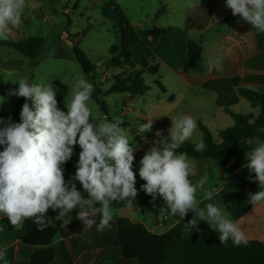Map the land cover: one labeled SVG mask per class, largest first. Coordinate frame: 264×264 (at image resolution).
Segmentation results:
<instances>
[{
    "label": "clouds",
    "instance_id": "1",
    "mask_svg": "<svg viewBox=\"0 0 264 264\" xmlns=\"http://www.w3.org/2000/svg\"><path fill=\"white\" fill-rule=\"evenodd\" d=\"M25 5L26 0H0V37L21 26ZM225 7L234 17L264 33V0H226ZM222 27L231 31L226 24ZM213 69L222 70L219 58L209 62V70ZM11 83L18 87L9 95L24 98L19 122L11 116H0V214L12 225L31 218L43 230L53 223L49 210L56 213V220L75 210L84 229L95 226L104 231L113 219V202L131 207L142 190L152 197V202L161 198V209L179 220L191 212L192 218L184 223L186 232L200 231L199 222L204 221L218 233L220 244L231 240L234 246L247 245L245 232L229 218L228 206L221 202L199 206L198 191H203L206 201L214 200V192L204 187L206 177L195 184L189 179L190 157L178 151L198 127L194 117L171 119L167 137L163 130L155 132L160 139L151 142L139 161L138 175L145 183L138 190L134 171L137 147L125 135L122 119H106L103 123L90 119L87 101L95 91L92 83L83 78L77 80L65 98L66 112L58 106L57 89L52 83H37L27 76ZM154 123L150 118L139 125L143 138L152 131ZM244 143L256 145L250 153L245 152L249 180L256 182L259 189L248 194L247 203L255 210L264 202V140L249 137ZM76 145L81 149L76 170L65 179L64 165L71 160ZM205 148L201 141L194 150L203 152Z\"/></svg>",
    "mask_w": 264,
    "mask_h": 264
},
{
    "label": "crops",
    "instance_id": "2",
    "mask_svg": "<svg viewBox=\"0 0 264 264\" xmlns=\"http://www.w3.org/2000/svg\"><path fill=\"white\" fill-rule=\"evenodd\" d=\"M37 2L40 11L34 10L33 18L36 21L40 19L41 12L46 13V19L48 10L45 0ZM225 2L226 0H75L72 4L76 10L80 5L87 4L103 9V14L109 12L111 18L119 25L121 44L125 41L128 45L134 65L138 67L141 62L149 60L158 66V73L153 78H150L148 73L143 76L144 82L150 86L146 94L125 93L122 113H134L143 123L150 118L155 121L152 131L144 134L146 139L140 133L139 138L132 142L133 146L137 147L135 157L145 153L152 146L153 140L160 139L155 136L157 130H163V134L168 131L171 119L190 115L196 119L197 124L202 123L213 136L221 139L219 131L234 125L227 109L238 114L258 113V109L252 107L250 102L239 94L238 89L247 88L264 94V33L251 28L250 24L238 16L234 17L231 10L225 7ZM64 12H69V9ZM24 16L26 15L23 14L21 23L25 22ZM111 18L108 17L110 20ZM69 20L71 22V19ZM224 24L228 25L231 31H225L222 27ZM156 28L163 31L154 40L151 31ZM78 34L79 32L70 34V37ZM18 35L16 39L21 40ZM66 36L61 35L60 38L64 40ZM189 40L196 41L201 46V62L197 67H192L186 62ZM217 58L221 61L222 70L210 71L209 62H215ZM102 63L104 65L106 62L98 61L96 71L101 75L99 84L105 91L113 84V78H110L111 70L116 71L115 75L118 70L99 67ZM156 82L164 87V92ZM135 103L139 104V108L144 105L148 108L146 111L134 109ZM149 103H153L155 107ZM187 141H203L199 126ZM255 146L239 150L229 164L223 167L218 166L214 160L213 163L211 159L193 158L194 164L201 171L208 169L212 172L209 175L211 180H208L204 187L212 190L214 195H219L226 182L234 178L247 193L258 191V184L249 180L250 174L245 166V152L250 153ZM197 172L196 170L191 173V181ZM214 172L219 176V181L214 180ZM80 188L83 191L82 187ZM84 195L87 198V193ZM228 198L232 201L227 206L234 202L235 195ZM198 201L202 204L201 208L209 203L203 200V196L198 198ZM96 206L99 207V204ZM162 214L165 219L171 216L164 212ZM123 218L142 223L156 234L169 231L180 221L178 218L165 224L157 219L142 222L128 216ZM116 219L118 218L112 220ZM74 220L75 210L74 213L58 220L53 219V223L65 225ZM232 220L237 222V226L245 232L248 240L264 242V202L259 203L255 210L252 206L239 219L232 216ZM23 223L24 221L12 225L5 215L0 214V264H14ZM60 239L61 236L57 235L54 242L57 243Z\"/></svg>",
    "mask_w": 264,
    "mask_h": 264
},
{
    "label": "trees",
    "instance_id": "3",
    "mask_svg": "<svg viewBox=\"0 0 264 264\" xmlns=\"http://www.w3.org/2000/svg\"><path fill=\"white\" fill-rule=\"evenodd\" d=\"M161 29L151 31L154 40L162 33ZM124 37L126 33L123 28ZM44 39L30 36L25 41H10L8 44L25 57H35L39 54ZM113 58L104 63L106 69L116 68L118 73L113 76V84L105 91L96 82V67L87 55L74 45L72 57L79 63L84 72L90 76L95 91L91 97L106 112V104L101 98L111 93H131L144 95L150 86L144 82V74L155 75L158 66L146 60L134 65L131 51L125 41L120 47L111 46ZM186 62L192 67L201 62V46L196 41L189 40L187 44ZM162 92L164 87L156 82ZM239 94L245 97L258 113L238 114L227 109L234 125L219 131L221 142H216L211 131L202 123L198 126L203 135L206 148L203 152L194 150L195 144L186 141L179 152H186L189 157L196 159H211L220 167L226 166L233 156L247 147L244 141L249 137L264 140V94L252 89L240 88ZM24 98L11 97L7 101L10 116L14 122H19L20 110ZM58 106L64 110V103L58 100ZM81 151L78 145L71 160L64 165L65 179L75 173V164ZM191 174L189 179L191 180ZM77 183V188L81 190ZM246 190L234 178L229 179L219 195H214L217 203L222 199L235 195L234 202L228 210L235 219L243 216L252 205L247 203ZM114 206L125 204L113 202ZM202 207V204L199 205ZM74 213V211L72 212ZM71 213V214H72ZM48 215L55 219L56 213L49 210ZM189 212L184 220L177 222L169 231L156 234L142 223H134L128 218H118L110 222L104 231H98L95 226L84 229L78 219L65 225L52 223L51 226L38 229L31 218L25 219L18 242V251L14 264H264V242L248 240L247 245L234 246L231 240L227 244H220L218 236L209 237L204 232L192 230L186 232L184 223L192 218ZM97 223L99 216L96 217ZM60 235L57 243L54 239Z\"/></svg>",
    "mask_w": 264,
    "mask_h": 264
},
{
    "label": "rangeland",
    "instance_id": "4",
    "mask_svg": "<svg viewBox=\"0 0 264 264\" xmlns=\"http://www.w3.org/2000/svg\"><path fill=\"white\" fill-rule=\"evenodd\" d=\"M69 1L45 0L48 16L45 19L44 14L46 13L42 14L39 12L40 19L36 21L32 14L34 10L40 11L39 4L37 0H26L23 13L26 15L24 16L25 22L21 23L19 28L11 29L5 37H0V116L5 119L10 116L7 101L9 98L14 97L9 95V92L18 87V85L11 82L27 76L30 81L37 83H52L57 89V100H62L64 103L70 89L75 87L78 79H87L91 83L90 76L84 72L79 63L72 57L74 45L80 47L96 68L98 61L107 62L113 58L110 52L111 46H121L119 25L114 18H111L109 12L103 14V9L95 7L96 5L89 6L87 4L80 5L76 10L72 7L75 0ZM67 2H69V5H67ZM65 9H69V12H64ZM69 19H71V22ZM76 32H79V34L70 37V34ZM17 34H19L18 38H22L21 40L16 39ZM65 34L67 38L61 39V35ZM29 36L44 38L42 48L35 57L27 58L8 44L10 41H25ZM99 67L105 68L103 63ZM115 73V70H111V79ZM154 76L152 74L149 75L150 78ZM100 79L101 75L99 71H96V82L99 83ZM68 98L71 99V96L69 95ZM101 98L106 104V112L101 109L100 105L91 96L87 101L92 113L90 119L98 123H103L106 119L112 120L116 117L122 119L124 121L122 127H125V135L131 142H135L140 136L139 125L143 122L134 113H129V115L122 113L121 109L125 93H111L103 95ZM149 105L155 107L153 103H149ZM139 107V104L135 103L134 109L146 111L148 108L147 105ZM64 111H67L65 106ZM163 135L167 137L168 131ZM213 138L216 142L221 141L215 135ZM2 150L0 148V151ZM143 155L144 153L135 157L136 162H134V171L137 174L136 187L138 190L140 185L145 183L138 175L139 161ZM190 160L191 173L198 171L196 177L192 180L194 184L202 177H206L207 181L211 180L209 175L212 172H209L208 169L201 171L194 164L193 161L195 159L190 158ZM211 161L215 163L213 160ZM213 177L215 181H219V176L216 172L213 173ZM202 196L203 191H198L197 199ZM231 201V198H227L221 203L227 206ZM162 207H164V202L161 198H157L156 201L152 202V197L140 190L135 203L131 207L126 205L121 208L112 206L113 218L128 216L142 222H150L157 219L165 224L178 219V217L174 216L165 219L162 212H167L163 211ZM226 210L230 212L228 208ZM229 218L232 219V213ZM198 227L200 229L198 232H204L209 237L215 238L218 236V233L212 230L204 221L199 222Z\"/></svg>",
    "mask_w": 264,
    "mask_h": 264
}]
</instances>
